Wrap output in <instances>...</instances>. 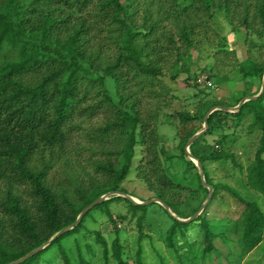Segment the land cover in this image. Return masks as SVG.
I'll return each mask as SVG.
<instances>
[{
    "label": "trees",
    "instance_id": "1",
    "mask_svg": "<svg viewBox=\"0 0 264 264\" xmlns=\"http://www.w3.org/2000/svg\"><path fill=\"white\" fill-rule=\"evenodd\" d=\"M240 32L250 49L257 46L253 36L264 35V0H0V264L20 258L72 223L101 194L125 192L121 183L138 144L145 155L136 175L173 211L178 203L172 195L185 190L184 199L198 200L193 214L208 191L184 146L210 106H234L239 97L229 103L209 101L211 89L206 83L199 87L191 54H229L228 35ZM236 64L241 80L254 78L260 84L264 63L248 56ZM181 75L186 87L197 88L192 95L199 98L196 109H177L167 117L176 122L180 153L175 158L186 170H195L198 188L184 184L185 177L179 182L172 178L171 167L165 166L171 156L165 155L163 145L158 147L156 118L171 93L163 78L175 81ZM226 78L212 71L204 80L220 85ZM245 123L248 132L258 130L259 138L252 161L243 167L223 145ZM78 131L83 139L71 146ZM211 135L217 137L213 143L208 140ZM189 149L201 162L212 196L189 222H179L160 204L149 203L160 207L170 221L162 241L179 264H211L217 252L214 238L228 245L226 258L240 262L264 238V211L233 187L213 182L208 164L230 160L245 176L243 185L264 198V92L244 102L238 112L213 111L206 132ZM57 168L65 175L50 177ZM114 201L125 203L132 215L139 214L141 230L150 205L111 196L17 264H49V253L57 254L62 264H91L78 235L95 210L114 223L109 206ZM211 207H219L216 213L222 208L226 217L218 214L212 219L217 224L210 221ZM229 232L235 239L229 241ZM95 240L104 264H143L140 248L133 263L124 257L118 236L111 251L98 231ZM71 241L76 259L65 244ZM84 248L94 254L91 245Z\"/></svg>",
    "mask_w": 264,
    "mask_h": 264
},
{
    "label": "rangeland",
    "instance_id": "2",
    "mask_svg": "<svg viewBox=\"0 0 264 264\" xmlns=\"http://www.w3.org/2000/svg\"><path fill=\"white\" fill-rule=\"evenodd\" d=\"M244 36V32H240L236 36L233 34L228 35V44L226 49L229 51V54L221 53L219 55H214L208 50L202 57L198 58V53L196 51L192 52L191 57L193 59V64L190 66L191 71H199L198 77L201 79L199 87H202V85L206 83V85L211 89L210 94L206 96L209 101L215 100L229 103L234 97H239L240 99L243 96L254 95L258 92L257 89L258 86L261 85V82L259 84V81L254 78L241 80L237 74L235 66L237 65L236 63L242 61L248 56L256 58L261 64L264 63V35L259 38L256 37L257 39L253 36V39H255L253 41L257 43V46H253L252 49H250L249 44L244 41ZM200 70H204V72H201ZM212 71L218 72L220 76L225 75L227 77L226 81L220 85L215 84L212 80L206 82L204 79H206L207 73ZM183 76L184 75H181L175 81H171L167 79V77L163 78V81L169 85L171 93L165 97L167 100H169L170 97V102H168L169 104L167 103L165 106H159L160 110L158 111L156 118L157 133L159 136L158 147L159 145H163L165 155L171 156V159L165 163V166L169 165V167H171L170 173L172 178H174L176 182H179L182 180V177H185L187 180L184 184L191 188H198L195 170H186L183 162L181 160L178 161V159L175 158V156L180 153L178 139L175 136L176 129L173 123L175 121L171 123L169 117H167L177 109H186L191 113L196 109V101L199 98L192 95L196 92L197 88L186 87L182 81ZM155 102L156 100H153L151 103L155 104ZM231 129L232 128H230V132H232ZM216 138V135H211L208 137V140L213 143ZM233 138L234 140L231 141ZM258 138V130L253 133L248 132L247 125L245 123L244 126L242 125L241 127L235 128L233 134L229 135V138L226 139L228 141L225 142V145H222L226 151L232 152L235 155L236 160L239 161L243 167H246L254 157L255 150L258 146ZM82 139L81 133L79 131L75 132L71 137L70 142L71 144L74 143L71 146H75V144L78 143L77 141H82ZM222 145H219V147L222 148ZM143 147L144 146H141L140 144L135 147L131 170L126 179L121 183V186L125 189L124 193H127L138 200H147L155 197L154 189L148 188L146 182L141 180L136 175V166L141 162L140 160H143L145 155ZM76 148L79 149V145H76ZM160 156L161 159H164V155ZM196 171L198 172L197 167ZM52 172L53 173L50 175L52 178L53 176L58 178L65 175L62 168H57V170ZM208 174L213 182H221L229 185L233 187V189L237 190L242 196L255 200L258 206L264 211V198L243 185L245 176L239 173L236 167L234 168L230 160L209 163ZM186 193L187 192L184 190L178 191L176 194L172 195L173 200L178 203V206L176 207L177 211H173L171 208L170 209L180 218H187L192 215L191 211L193 210V206L198 203V200L196 199H184L186 197ZM109 206L111 207L110 211L112 213V220L114 223H111L107 217L100 212V210H95L91 213L90 217L85 219L82 233L78 235L79 243L82 245L83 254L86 258H90L91 264H104L101 256V246L95 240L96 231H98L107 240L110 251L113 239L118 236L119 243L123 248L124 257H127V260L131 263H133L135 254L140 248L143 264H179L174 255L169 252L168 248L162 241V233L165 228H167L170 221L160 207L157 205L148 206L147 213L142 221L140 230L137 224L138 213L136 215H132L128 206L123 202L115 203L114 201L110 203ZM215 208L217 209L219 207ZM215 208L211 207L207 215L208 218L211 219L210 221L214 223L216 222L217 224L219 221L212 219H218L216 218L218 217V214L226 217V212L220 208L221 211L216 213ZM119 214L122 215L121 218L119 217ZM226 235L228 236L229 241L230 239H235L233 233L229 232L226 233ZM65 244L66 247H69L70 249L72 259H76L75 256H77V254L75 252V244L72 241L70 243L65 242ZM85 244L91 245L94 254L86 251L84 248ZM230 244L233 248H235L232 240ZM214 245L217 248V252L215 259L211 264H218V262L220 264H264V238L261 243L249 252L246 258L240 262L232 260L234 258L231 256L226 258L229 247L224 244L221 239L214 238ZM54 250L55 249H53V251ZM45 259L49 261V264H62L60 257L55 253L45 255ZM109 264H114V262H110ZM186 264L191 263L187 262Z\"/></svg>",
    "mask_w": 264,
    "mask_h": 264
},
{
    "label": "water",
    "instance_id": "3",
    "mask_svg": "<svg viewBox=\"0 0 264 264\" xmlns=\"http://www.w3.org/2000/svg\"><path fill=\"white\" fill-rule=\"evenodd\" d=\"M264 92V74L262 76L261 79V85L260 88L258 90V92L254 95H248V96H243L242 98L239 99V101L237 102L236 105L234 106H222V105H214L208 108V110L206 111V113L203 116V121H202V125L201 128L196 131L195 133H193L187 140L185 146H184V152L186 154V156L195 164V166L197 167L198 173H199V177L201 180V184L207 188V195L205 197V199L202 201V203L200 204V206L198 207V209L189 217L187 218H180L177 215H175L172 210L170 209V207L161 199L157 198V197H153V198H149L147 200H138L137 198L124 193L120 190H116V191H108L105 192L103 194H101L100 196H98L96 199H94L91 203H89L87 206H85L77 215L76 219L70 223L67 226L62 227L61 229H59L58 231H56L53 235H51L46 241H44L43 243H41L40 245H38L37 247L31 249L30 251H28L27 253H25L23 256H21L20 258L16 259V260H12L6 264H17L19 262H22L23 260L27 259L28 257L32 256L33 254L37 253L38 251L42 250L44 247H46L48 244H50L57 236H59L60 234L64 233L65 231L71 229L72 227H74L82 218V216L90 209L92 208L94 205L110 198L111 196H121L127 200H129L131 203L135 204V205H145V204H149L152 202L158 203L160 204L163 209L171 216L173 217L175 220L179 221V222H189L192 219H194L195 217H197L202 210L204 209V207L206 206V204L208 203V201L210 200L211 196H212V192H213V188L211 185H209L208 183H206L205 181V177H204V173H203V168L201 165L200 160L195 157L189 149L190 144L201 134H203L204 132H206L207 128H208V117L209 115L215 111V110H221V111H225V112H238L241 105L249 100H254L257 97H259L262 93Z\"/></svg>",
    "mask_w": 264,
    "mask_h": 264
}]
</instances>
